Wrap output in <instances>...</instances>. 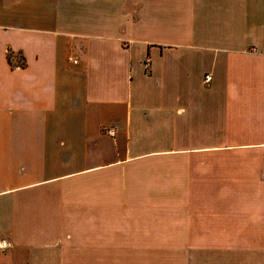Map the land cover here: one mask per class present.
I'll list each match as a JSON object with an SVG mask.
<instances>
[{
  "label": "crops",
  "instance_id": "crops-1",
  "mask_svg": "<svg viewBox=\"0 0 264 264\" xmlns=\"http://www.w3.org/2000/svg\"><path fill=\"white\" fill-rule=\"evenodd\" d=\"M0 241L264 264V0H0Z\"/></svg>",
  "mask_w": 264,
  "mask_h": 264
},
{
  "label": "built area",
  "instance_id": "built-area-1",
  "mask_svg": "<svg viewBox=\"0 0 264 264\" xmlns=\"http://www.w3.org/2000/svg\"><path fill=\"white\" fill-rule=\"evenodd\" d=\"M74 64L77 63L76 60H72ZM211 81V76L210 75H205L204 76V84H208ZM104 133L107 134L110 137H114L115 135V130L111 127L104 128ZM10 247V244L7 241H0V252H3L7 250Z\"/></svg>",
  "mask_w": 264,
  "mask_h": 264
}]
</instances>
